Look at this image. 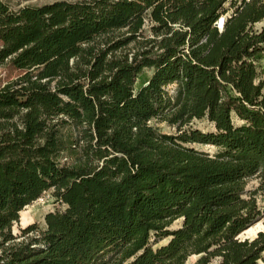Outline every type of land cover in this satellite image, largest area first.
Masks as SVG:
<instances>
[{
  "label": "trees",
  "instance_id": "trees-1",
  "mask_svg": "<svg viewBox=\"0 0 264 264\" xmlns=\"http://www.w3.org/2000/svg\"><path fill=\"white\" fill-rule=\"evenodd\" d=\"M262 22L264 0H0V66L21 72L0 85V264L263 261L264 231L240 238L264 223ZM51 190L64 209L5 247Z\"/></svg>",
  "mask_w": 264,
  "mask_h": 264
},
{
  "label": "rangeland",
  "instance_id": "rangeland-1",
  "mask_svg": "<svg viewBox=\"0 0 264 264\" xmlns=\"http://www.w3.org/2000/svg\"><path fill=\"white\" fill-rule=\"evenodd\" d=\"M3 3L7 4L10 6V8L14 11L20 10V8L23 7H36V6H42L46 4H51L54 1H77V0H1ZM262 27H264V22L262 24H257L254 28L257 31H262ZM144 37L139 38L137 41H134L133 43L129 44L127 47L119 51L118 54H129L134 53L137 51L139 48H145V43L146 41H149L150 39L157 38L154 33L151 32V24L147 23L145 30H144ZM2 46V43L0 41V48ZM148 46L147 48H150ZM0 85L3 86L7 82L12 81L17 79L20 75L21 72L14 69L12 65L8 62L5 63L4 66H0ZM153 74V71L150 70H145L144 73L140 76L138 80L137 87L141 86L142 84L145 83L149 78H151ZM237 122V121H236ZM238 123V122H237ZM152 124L158 127L160 130H162L164 133H172L175 132L176 130L173 129L172 127L167 126L166 124H159L156 121H152ZM190 127L192 129H198V130H203L206 132L214 131V128L207 122V121H194ZM66 136L69 137V139L72 140V138L75 137V135L78 133L73 127H69L65 130ZM199 150H203L206 152H209L210 154L216 153V149L210 146H195ZM72 161H70L71 163ZM258 181L256 179H251L249 182L248 189L251 191V189L255 188L257 186ZM42 199L39 201L33 203L31 206L27 207L25 211L22 213L24 214V220L21 217V220L18 224H15L13 227V234L15 235L16 239L11 241V243H8L5 245L7 248H11L12 245L16 244H21L24 242H27L28 240L32 239L33 237L37 236L40 232H43L46 230V221L45 218L49 213H56L60 210L64 209V206L56 201V198L53 197V191H48L45 192L42 196ZM259 203L264 206V202L262 201V197H259ZM180 221H177L174 223L173 228H179L180 227ZM31 224H36L37 226V231L32 232L29 234H26L24 236L22 227L25 229L26 226L31 225ZM264 231V223L260 222L258 227L252 231V233L246 234L242 237L241 239H252L254 238L259 232ZM0 242H2L0 240ZM167 242L165 241L163 244H166ZM2 252V249H0V254ZM264 255V254H263ZM201 257L199 256H191L190 259L188 260L187 264H196L197 261ZM211 264H220V260H213ZM259 264H264V256H263V261H261Z\"/></svg>",
  "mask_w": 264,
  "mask_h": 264
},
{
  "label": "bare ground",
  "instance_id": "bare-ground-1",
  "mask_svg": "<svg viewBox=\"0 0 264 264\" xmlns=\"http://www.w3.org/2000/svg\"><path fill=\"white\" fill-rule=\"evenodd\" d=\"M20 214H22V219L24 220V214L23 213H20ZM260 223H258V224H256V225H254L251 229H249L248 231H246L244 234H242L240 237H242V236H244V235H246V234H249V233H252V231H254L257 227H258V225H259Z\"/></svg>",
  "mask_w": 264,
  "mask_h": 264
},
{
  "label": "water",
  "instance_id": "water-1",
  "mask_svg": "<svg viewBox=\"0 0 264 264\" xmlns=\"http://www.w3.org/2000/svg\"><path fill=\"white\" fill-rule=\"evenodd\" d=\"M22 229H24V228L22 227Z\"/></svg>",
  "mask_w": 264,
  "mask_h": 264
}]
</instances>
